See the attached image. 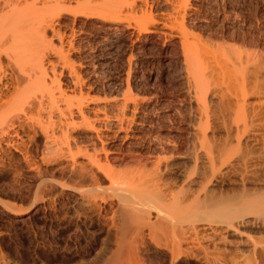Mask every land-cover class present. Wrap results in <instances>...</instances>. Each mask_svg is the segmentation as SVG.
I'll use <instances>...</instances> for the list:
<instances>
[{"label":"bare ground","instance_id":"obj_1","mask_svg":"<svg viewBox=\"0 0 264 264\" xmlns=\"http://www.w3.org/2000/svg\"><path fill=\"white\" fill-rule=\"evenodd\" d=\"M66 1L0 0V158L4 146L27 155L19 134L26 129L33 144L42 142L43 163L65 161L71 181L53 179L54 171L48 178L44 169L31 174L30 189L0 192V218L11 227L32 211L43 214L31 234L25 228L0 239V264H89L91 255L96 264H160L159 255L179 264L180 257L207 261L211 245L255 251L258 243L245 232H264V40L228 31L240 16H231L226 0H215L220 29L209 35L190 25L201 13L191 0H100V7L95 0L96 16L123 25L127 38L178 52L195 108L188 116L174 111L180 123L192 122L191 133L182 140L141 135L133 131L138 119L142 129L165 127L149 121V112L138 116L150 98L128 83L101 98L90 86L83 90L64 43L57 49L46 40ZM81 128L86 141L74 136ZM13 196L25 207L1 200ZM86 221L98 226L100 239L76 229ZM58 237L64 251L54 246Z\"/></svg>","mask_w":264,"mask_h":264},{"label":"rangeland","instance_id":"obj_2","mask_svg":"<svg viewBox=\"0 0 264 264\" xmlns=\"http://www.w3.org/2000/svg\"><path fill=\"white\" fill-rule=\"evenodd\" d=\"M68 1H66L65 3H67ZM74 1L79 2L80 5L76 7V2ZM98 2L101 3V1L98 0L96 3L97 5H99ZM65 3H63L62 8L56 11L52 16L53 21L51 20V23L55 22L54 24H52L53 27L55 25V30H52L54 31L52 32L50 30V27H48L50 29L46 28L47 30H45V37H47V39H45L47 41L50 40L52 46L54 45L55 47H57V49H59L61 44L64 43L62 44L64 53L68 56L69 60L74 63L76 71H78L79 75H81V79L83 81V90L88 89L87 87L90 86V89H93V94L98 95L101 98V96L103 97L104 93L107 95H117L122 93V90H125V87L128 83L133 94L139 95L140 97L145 99L150 98V102L143 106V110L141 109L139 111L138 116H142L143 113L149 112V121H158L166 127L160 130L158 128H152V130L148 127L142 129L139 126L137 127V123L139 122V119L137 118L138 121L135 124L136 127L133 126L134 132L136 131L142 133L141 135H143L147 131H151L155 135L160 134V136L162 135V137H167L173 140H182V138L186 136L187 131H190L191 133L190 129L192 127V122L190 124L188 122L189 120L187 119V123H180L179 119L175 117V107L182 113H184L185 116H188L187 113H189V109L195 108V104H192L186 93L184 74L183 70L181 69L177 50L171 49L173 51L171 52L170 48L161 47V44H158L159 42L153 45H147L142 42H134L133 39L127 38L123 34V32L119 30V28L121 29L123 25L114 24L113 22H111V20L109 21V19H106L107 21H105L102 17H100V19L96 16L97 14L93 6L95 0H92V2L90 0H72L70 2L72 3L71 5L69 2L67 3L71 6L70 9H72L73 7H76L77 9L79 8L78 10H73L75 9L73 8L72 11L69 9V7L67 8L69 9V11L66 9L67 5H65ZM191 5L192 7H199L201 11L197 21L194 19H191L189 21L191 26L196 27L198 29V32L201 31L202 33H206L208 35L213 31L219 32L220 27L219 23L216 21V18L220 13L217 14L218 11L215 0H191ZM100 6L101 5H99V7ZM225 6L227 7L228 12H231V16H233V14H237V17H241H238V21L236 20V22L230 21V23L232 22L234 26L228 25L229 32L231 31V29H234L239 33L249 32L251 34L253 33L255 37L258 36V39L264 40V0H226ZM205 18L207 21L209 20V23L206 22ZM115 27H117V29L113 30L112 28ZM208 28L210 30H207ZM46 53L48 52L46 51ZM49 53L51 54L49 57L54 58V54L51 51H49ZM59 64L56 67V71L58 74L61 71L62 66L61 63ZM93 66L95 69H93ZM128 72L129 78H127ZM68 78L69 77L67 76V71L64 70L59 79L64 85V83L69 82ZM167 120H171L172 125H170ZM152 124L150 126H152ZM194 126L195 124L193 125V127ZM152 127L156 126H154L153 124ZM19 134L22 142L20 140L16 141H20L22 143L21 148L23 152L25 149L27 155L15 151L13 148L7 149L5 146H2L6 154H3V157L0 158V192L28 190V188L32 184V177L38 174L37 171L43 174H45V172L47 171L46 174L49 176L48 178H52L51 176L54 175L53 179L62 181L61 183L71 182L68 178L69 168H67L68 165L65 161H56L51 163L50 165H46L41 160L40 155L41 151L43 150L42 142H36L35 144L37 146H35V144H33L30 140L31 133L26 129L25 131H20ZM88 135L89 133H87L85 129L82 128L74 133V136L79 141H86V137ZM181 136L182 138H179ZM25 156H27L28 160ZM35 167H37L38 170H34ZM61 169H63L64 171L62 174ZM52 172L53 175H50L49 173ZM72 180L74 181V179ZM69 183L67 185L71 184ZM54 188L57 191L61 190L58 185L54 186ZM1 200L7 203L22 205L23 207H25L24 205H26V202H24L25 200H21L19 197L15 196L2 197ZM37 212L32 211L20 217V219L18 218L17 221H19V224H17V227H11L12 225H10L9 223L7 224V220L4 217H1L0 239H3L6 242L8 241L9 236L14 237L15 234H19V230L21 233L22 229H28L26 230V233H28L29 235L32 227L31 223L35 224V220L41 218V216L43 217V214L41 212ZM74 213L75 212L73 211L69 214L72 215ZM3 220L6 222H4ZM21 220L23 221V223H21ZM30 220H32V222ZM24 222H26V224ZM27 223L30 225L28 226ZM39 223L40 222H38V224ZM83 223L84 222H80L78 225H82L76 228L80 229L78 230L79 232L81 231L80 233H83L84 231V234L96 237V239L101 238L98 234L100 232L98 226L91 225L88 223V221H86L85 224ZM41 224L42 223H40L39 225L42 226L43 224ZM18 227H20L21 229ZM10 228L13 229L11 230ZM87 228L90 231H88ZM23 230L22 232L25 233V231ZM93 234H96L97 236H94ZM4 235L7 240L3 237ZM245 235H249L250 238H252L256 243L261 245L258 246L257 244V248L255 249V251L249 249V247H242L239 250H235V248L232 246L224 247L222 245L221 248L218 245L219 248H215L211 245L212 247L210 246V252L207 259L208 262H203L201 260H192L186 257H184L183 259L182 257H180V260L178 259L180 262H178L179 264H264V252L261 249V246H264V232L262 230L260 231L253 229L251 231L247 230V232H245ZM57 239H59L60 241H55L56 244L54 243V246H60L61 248H57L58 252H60L62 247H64L63 249H65L67 244L65 242H62L64 241V239H60V237H58ZM57 242H59V245L57 244ZM83 258L85 257L83 256ZM164 258V256H162L161 258V256L159 255V261L157 260V263L168 264L167 258ZM86 259H89L88 261H91L89 262V264H96V262H98V260L93 262L94 259L92 255L85 258V261H87Z\"/></svg>","mask_w":264,"mask_h":264}]
</instances>
